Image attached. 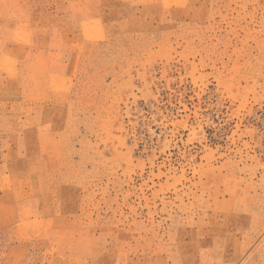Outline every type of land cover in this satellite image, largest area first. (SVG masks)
<instances>
[{
	"label": "rangeland",
	"instance_id": "obj_1",
	"mask_svg": "<svg viewBox=\"0 0 264 264\" xmlns=\"http://www.w3.org/2000/svg\"><path fill=\"white\" fill-rule=\"evenodd\" d=\"M0 264H264V0H0Z\"/></svg>",
	"mask_w": 264,
	"mask_h": 264
}]
</instances>
